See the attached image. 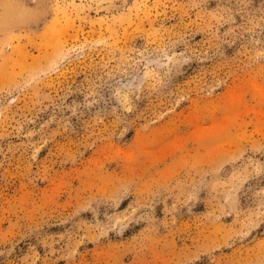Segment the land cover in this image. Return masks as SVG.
Returning a JSON list of instances; mask_svg holds the SVG:
<instances>
[{
    "label": "rangeland",
    "instance_id": "rangeland-1",
    "mask_svg": "<svg viewBox=\"0 0 264 264\" xmlns=\"http://www.w3.org/2000/svg\"><path fill=\"white\" fill-rule=\"evenodd\" d=\"M0 264H264V0H0Z\"/></svg>",
    "mask_w": 264,
    "mask_h": 264
}]
</instances>
